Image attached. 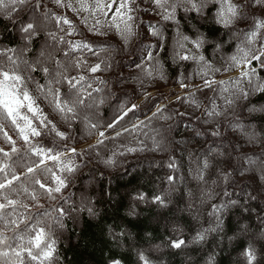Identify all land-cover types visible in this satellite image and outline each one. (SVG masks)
Masks as SVG:
<instances>
[{"label":"clouds","instance_id":"clouds-1","mask_svg":"<svg viewBox=\"0 0 264 264\" xmlns=\"http://www.w3.org/2000/svg\"><path fill=\"white\" fill-rule=\"evenodd\" d=\"M191 2L166 0L157 8L151 6L153 0H130L134 34L122 37L111 27V18L83 11L76 0H0V72L19 75V92L27 91L46 118L42 138L24 144L0 112V128L15 138L17 149L6 161L9 173L20 177L10 191L27 186L36 194L35 201L22 191L14 197L21 203L18 212L25 214L21 231L40 221L49 239L59 240L65 220L75 223L88 207L96 211L104 179L115 184L135 173L163 204L154 206L145 193L142 204L147 211L138 205L133 215L125 210L133 219L152 213L149 223L160 228L159 234L146 231L137 241V256L142 252L149 264H174L177 259L180 264H208L209 257L213 264H249L245 252L250 251L251 264H264V61L251 68L254 57L264 55V27L256 28L257 22L264 24V0H229L236 16L227 27L215 22L213 5L219 0H196L198 12L192 11ZM90 8L94 10L95 3ZM165 9L175 10L173 22L163 19ZM145 11L153 13L155 23L144 19ZM53 17L67 18L72 28L57 25ZM150 22L159 28L156 38L146 36L141 27ZM28 23L34 28L25 34L22 29ZM67 31L74 34L69 37ZM252 32L256 35L249 42ZM178 35L185 38L187 62L176 55ZM57 36L64 42H57ZM76 41L87 47L73 52L69 44ZM193 41L200 43L199 49ZM146 52L155 55L149 59ZM245 52L249 67L242 68ZM97 64L99 75L89 74L88 68ZM81 75L82 87L88 89L83 104L77 99L81 89L64 83ZM49 86L74 106L75 115L56 110L47 95ZM131 108L136 110L132 116L99 144L105 125ZM49 124L61 129L65 139L53 136ZM35 145L59 155L62 162L73 161V171H57L56 163L33 155ZM0 149L8 150L2 138ZM29 167L34 169L31 175ZM52 171L62 176L65 187L50 197L35 181L50 184ZM125 171L127 177L118 176ZM15 231L8 230L10 239ZM165 231L171 235L164 236ZM197 233H203V239L196 240ZM173 238H187L188 243L177 251L168 244Z\"/></svg>","mask_w":264,"mask_h":264},{"label":"snow or ice","instance_id":"snow-or-ice-1","mask_svg":"<svg viewBox=\"0 0 264 264\" xmlns=\"http://www.w3.org/2000/svg\"><path fill=\"white\" fill-rule=\"evenodd\" d=\"M64 0H57L58 4L63 3ZM76 2L81 6L83 11H92L93 15H96L99 12L101 15L108 16L109 12L111 15V27L115 29V31L123 36H131L133 35V26L130 23L132 21L131 10L133 5H131L130 0H119L117 4V0H76ZM91 3H95L96 8L93 10L90 8ZM166 0H153V5L157 8H160L161 5H165ZM70 7V5H69ZM213 7L217 8V12L215 15V22L223 27H227L230 25L235 16L236 9L233 8L229 0H219L218 5H213ZM191 9L193 12H198L199 8L197 6L196 0H192ZM211 11V9H209ZM149 12L145 11L143 15H147ZM175 10L174 9H165L163 14V19L168 22H173ZM255 15V13H253ZM261 15H264V10L261 11ZM54 23L57 25L64 24L66 26V30L72 28L71 22L65 17H53ZM95 25L97 28L100 27L99 19L95 20ZM144 29L145 35L156 38L159 36V28L157 25L152 24L151 22L145 28L144 25H141ZM264 27V24L259 22L256 23V28L259 29ZM34 26L31 23L25 25L22 31L25 34H28L32 31ZM74 33L72 31H67V35L71 37ZM55 36V34H51ZM256 35V32H252L249 36V42H251L252 37ZM185 38L178 35L177 38V46H176V55H178L181 61L187 62L189 59L188 53L186 49H184L183 40ZM57 42L63 43V37H56ZM31 42L33 44L36 43L35 39H32ZM192 46L196 49H199L200 43L193 41ZM69 47L73 52L79 50L82 47H87L80 41H76L74 43H70ZM157 47L159 48V41L157 43ZM184 49L183 51H181ZM167 49L165 48V52ZM244 51V50H242ZM28 55H32V53H28ZM145 55L151 59L155 53L146 52ZM202 59V58H201ZM236 60V57L232 58ZM264 61V55H256L254 59L251 61V68L254 70L258 62ZM58 63V62H57ZM239 63V61H238ZM59 67V64H58ZM79 68V64L76 65ZM242 68L249 67V63L247 60V54L243 57V63L241 64ZM36 71V68L32 69ZM100 71V65H93L88 68V73L92 75H98ZM42 72L47 75L48 69L47 67L42 69ZM264 74V73H262ZM59 76L60 73L58 72ZM245 75H249V73H245ZM20 76L14 73L8 72H0V112L6 114L9 121L14 126V130L19 136V139L22 143L28 144L33 138L40 137L42 138L41 128L46 126V118L40 115V109L36 107V104L33 98L27 91H24L22 94L18 90V85L20 83ZM85 82V78L81 75L78 79L73 80L70 77L64 79V83L68 85L70 88H80V95L77 98L80 104L86 103L88 96L86 95L88 89L82 87ZM260 89L264 92V84L260 85ZM187 90L186 88L184 89ZM47 95L53 98V102L55 108L58 112L64 113L67 116L75 115L74 106L65 104L58 93V90L49 86L47 88ZM31 115H24V111ZM134 108L129 109L128 112L119 115L118 118L114 117L110 120L105 127L107 131H100L98 134V143H104V137L109 136V130L113 131L115 128L119 126L121 121L124 120L129 113L133 112ZM35 118V120L33 119ZM39 125V127H37ZM47 127L51 130V134L58 139H65L63 131L58 127H53L52 125H47ZM92 128H95V124L91 125ZM119 134V133H118ZM0 138L6 144L8 150L0 149V264H52L53 254L55 252V244L56 241L49 239V233L45 227L42 226L40 221L32 224L29 228L25 226V229L21 231V225L24 224V213L18 212V209L21 207L20 201L15 199L14 197L18 194V192L22 191L25 194L31 196V199L35 201L36 194L35 192L28 191L27 186L22 189H18L17 193H11V189L15 187L16 182L20 179L15 173H9L8 169L11 167L6 161L16 153L17 149L15 147V138L11 136V134L7 133L6 129L0 128ZM115 137H113L114 139ZM132 151V149H129ZM33 155H38L42 161L50 160L53 163L57 164V171L63 172L65 169L69 172L73 171V161L69 160L67 162H62L59 155H53L41 148L39 145L33 146L31 149ZM73 155L75 151L73 150ZM106 163L111 164L112 161H106ZM28 174L31 175L34 171L32 168L27 169ZM52 177L50 184H45L42 180L35 181L36 187H38L42 192L47 194L48 196L58 195L61 193L65 187V181L62 176L57 175L56 171H52L49 173ZM170 180L175 179L172 176H169ZM147 197L144 193H137L133 200L138 203H143ZM151 203L154 206H163L161 197L156 194H152ZM89 215L95 216L97 213L94 208H87ZM64 210L60 209L59 214L62 216ZM134 211L129 212V215H133ZM15 229L16 231L13 233V238H9L7 235L8 230ZM118 235H124V233H118ZM196 240L203 239V233H197ZM188 243L187 239H171L168 244L169 247L175 249L177 251L182 250L184 246ZM245 255L249 257V264H251L252 255L250 251H246ZM138 259L141 264H149L147 257L141 252L138 254ZM112 264H119V261H113ZM208 264H213V259L209 257Z\"/></svg>","mask_w":264,"mask_h":264},{"label":"trees","instance_id":"trees-1","mask_svg":"<svg viewBox=\"0 0 264 264\" xmlns=\"http://www.w3.org/2000/svg\"><path fill=\"white\" fill-rule=\"evenodd\" d=\"M211 11L209 12L211 13ZM68 15L71 17L72 13L68 12ZM111 15L112 13L109 12L107 18L110 19ZM192 15L195 16L194 13ZM143 16L145 20L155 23L153 13L149 12ZM179 18L183 20V15L181 14ZM0 23L3 22L0 21ZM144 27L146 28L147 25ZM201 28L205 29V26L202 25ZM185 31L192 34L191 29L187 26H185ZM41 83H43L42 80ZM173 86L175 87V85ZM23 111L26 112V109ZM45 111L48 110L45 109ZM135 111L134 109L133 112ZM130 116H132V112L123 121H126ZM109 132L113 134L111 130ZM130 169L129 167L128 171ZM156 171L159 175L163 174L160 170ZM118 176L127 177L128 173L125 171L119 173ZM141 179L135 173L127 179H116L115 184H109L108 180L104 179L101 184L102 199L96 201L98 218L83 212L75 223L70 219L65 220L63 235L59 240H56L52 264H112L113 261H119V264H141L136 255V248L140 247L137 241L146 231L154 234L160 233L159 226L149 223L152 213L136 219L124 214L125 210L127 212L135 211L134 205H138L141 212L147 211L142 203L139 204L133 200L137 193H147L149 197L153 194L146 184L140 182ZM152 180L155 181L156 177L153 176ZM185 221L193 223L188 218H185ZM190 231L195 234L194 230ZM125 232L128 235H118V233ZM132 234H135V240L132 239ZM170 235L171 233L165 231L164 236ZM160 238L162 239L163 236ZM53 239L55 240V237ZM174 264H180L179 259L175 260Z\"/></svg>","mask_w":264,"mask_h":264},{"label":"rangeland","instance_id":"rangeland-1","mask_svg":"<svg viewBox=\"0 0 264 264\" xmlns=\"http://www.w3.org/2000/svg\"><path fill=\"white\" fill-rule=\"evenodd\" d=\"M119 3V0H117V4ZM130 171H131V169H130ZM140 204V203H139Z\"/></svg>","mask_w":264,"mask_h":264}]
</instances>
